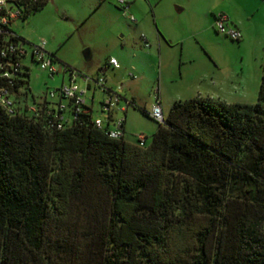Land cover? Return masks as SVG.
Returning <instances> with one entry per match:
<instances>
[{"label":"trees","instance_id":"16d2710c","mask_svg":"<svg viewBox=\"0 0 264 264\" xmlns=\"http://www.w3.org/2000/svg\"><path fill=\"white\" fill-rule=\"evenodd\" d=\"M24 76L0 107V264H264L262 103L176 101L138 146L88 108L35 117Z\"/></svg>","mask_w":264,"mask_h":264},{"label":"rangeland","instance_id":"374dc122","mask_svg":"<svg viewBox=\"0 0 264 264\" xmlns=\"http://www.w3.org/2000/svg\"><path fill=\"white\" fill-rule=\"evenodd\" d=\"M125 1L130 3L127 16L134 20L122 14L118 0H42L11 24L12 31L29 44L45 40L57 70L62 67L51 77L29 56L23 60L29 69L28 79L23 77L28 80L27 104L41 102L71 79L92 106L93 117L105 121L99 110L104 94L85 78L101 75L99 69L113 57L120 69L107 68L104 87L134 104L126 112L125 134V140L133 144L139 133L148 143L155 131L156 123L142 110L150 109L156 93L163 115L174 102L196 97L227 105L258 101L264 105V0H231L238 13L252 11L243 16L246 39L241 41H232L214 28L200 33L194 17L208 2L224 6L228 0ZM175 3L184 7L181 12ZM24 48L29 54V45Z\"/></svg>","mask_w":264,"mask_h":264},{"label":"built area","instance_id":"2783aa9c","mask_svg":"<svg viewBox=\"0 0 264 264\" xmlns=\"http://www.w3.org/2000/svg\"><path fill=\"white\" fill-rule=\"evenodd\" d=\"M38 0H0V107L8 115L14 113V98L13 87L16 80L19 79V74L26 68L23 60L29 56L33 64L38 65L39 69L47 71L52 77L57 72L62 70L60 66L57 70L54 65L53 54L46 52V41L40 39L36 44H29L22 38L18 37L11 29V24L19 20L25 12V8L34 4ZM103 1V0H100ZM121 5V11L124 16L130 20H134L132 16H127L129 10L128 2L125 0H118ZM214 29L232 41H240V31L229 25L228 18L224 14H217L214 16ZM141 40L148 47L147 39L142 36ZM28 44L30 47L29 54L26 52L24 45ZM108 65L113 69H119L120 65L115 58L108 59ZM128 76L135 79V76L128 73ZM85 81L93 83L95 88L101 89L104 97L99 104L100 113L106 116L105 121L99 117H93L92 122L98 129L106 128V134L109 138L119 139L124 137V118H112L115 110L125 111L126 107L131 106V102L124 100V106L118 107L122 99L116 92L110 88L104 87L105 80L98 76L95 79L85 78ZM120 86L117 87V90ZM83 93H78L76 86L73 85L72 80L68 84L62 83L58 89L49 92L44 96L39 103L30 104L27 110L35 117L40 114H46L49 125L57 130L63 128L65 122H70L77 114L83 111L86 106V100L82 96ZM92 114V110H91ZM147 116L158 125H163L164 115L162 113L161 105L158 101V94H155V103L150 107ZM146 136L142 133L136 135V144L143 146Z\"/></svg>","mask_w":264,"mask_h":264},{"label":"crops","instance_id":"0c3cea01","mask_svg":"<svg viewBox=\"0 0 264 264\" xmlns=\"http://www.w3.org/2000/svg\"><path fill=\"white\" fill-rule=\"evenodd\" d=\"M176 4L181 5L180 3H175V5ZM128 6L130 7V3H128ZM233 7L234 6H231V0H228V4L227 5H224V6H222L220 4H215V3H212V2H208L207 3V6H205L204 8H199L200 13L199 14H197V13L194 14L195 20H196V22H198V26H200L199 32L200 33L201 32H207L211 28L213 29L214 28L213 27L214 16L217 15V14H224L228 18L229 25L232 26V27L237 28L240 31L241 36H242L241 39H240V41L241 40H245L246 38H243V36L246 35V31L244 29L243 22L245 20H247V18H245L243 16H244V14H246V16L249 15V14H252V11L245 10V9H241V10H243V12L242 11H239V13H238L237 12V9L236 8L234 9ZM183 8L184 7H180L178 5H176V7H175L176 11H178V12H181L183 10ZM110 58H113V57H110ZM107 62H108V60L104 63L103 67L99 69V73L101 74L99 76H101L103 78L105 77L104 76V73L106 72L107 68H111V66H109ZM111 69L112 70H118V69H113V68H111ZM86 89L87 90L90 89L89 83H87ZM92 98H93V95L91 97V105L93 104V101H94ZM196 98H199V97H196ZM199 99H204V98H199ZM124 100H127V99H125L124 97H122V99L119 102L118 107L124 106V103H125ZM204 100H210V99H204ZM127 101H129V100H127ZM158 101H159V103L161 105L159 96H158ZM86 106L87 107H90L89 105H87V103H86ZM128 107H131V106L129 105ZM128 107H126L125 111L115 110L113 112V114H112V118H116V117H123L124 118V125H123L124 138H125V134H126V112H127ZM90 108H91V110H93L92 106ZM148 111H146V112H148ZM92 113H93V111H92Z\"/></svg>","mask_w":264,"mask_h":264},{"label":"water","instance_id":"95a60500","mask_svg":"<svg viewBox=\"0 0 264 264\" xmlns=\"http://www.w3.org/2000/svg\"><path fill=\"white\" fill-rule=\"evenodd\" d=\"M84 58H85V60H88L89 59V56H88V52L87 51L84 52ZM59 71H60V68H59Z\"/></svg>","mask_w":264,"mask_h":264}]
</instances>
